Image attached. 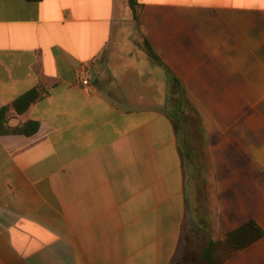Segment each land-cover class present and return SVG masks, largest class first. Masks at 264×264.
<instances>
[{"label":"crops","instance_id":"0c3cea01","mask_svg":"<svg viewBox=\"0 0 264 264\" xmlns=\"http://www.w3.org/2000/svg\"><path fill=\"white\" fill-rule=\"evenodd\" d=\"M139 3L136 30L128 0H0V109L47 91L8 114L36 134L0 135V264H207L209 241L264 230V131L223 113V97L264 96V0ZM181 95L222 115L211 194L161 108ZM224 264H264V236Z\"/></svg>","mask_w":264,"mask_h":264},{"label":"rangeland","instance_id":"374dc122","mask_svg":"<svg viewBox=\"0 0 264 264\" xmlns=\"http://www.w3.org/2000/svg\"><path fill=\"white\" fill-rule=\"evenodd\" d=\"M147 79L146 77L145 81ZM183 98L182 102H179L177 98L169 96L161 108L169 111L176 122L177 135L186 154L187 165L202 169L204 175L208 176L210 163L206 155L207 138L213 129V119H222V115L221 112L206 111L203 105L192 97ZM223 100L226 101L223 104L226 108H232V110L223 112L226 114L224 118L232 115L231 118L235 120L254 121L257 126L255 130L261 131L262 134L264 131V96L223 97ZM177 103H180L182 108L180 111H175ZM190 180L193 185H199L198 181L192 178Z\"/></svg>","mask_w":264,"mask_h":264},{"label":"trees","instance_id":"16d2710c","mask_svg":"<svg viewBox=\"0 0 264 264\" xmlns=\"http://www.w3.org/2000/svg\"><path fill=\"white\" fill-rule=\"evenodd\" d=\"M128 6L131 10L132 18L135 21V29L139 30L141 4L139 3V0H128ZM146 51L149 57L155 63H158L159 65L162 64L159 57L155 54L153 49L148 44L146 46ZM46 93L47 91L43 87L39 86L18 97L12 103V105L2 107L0 109V135L21 134L32 136L36 134L39 129V124L37 122L28 121L21 126L11 127L9 126L8 114L11 109L14 110L18 115L24 114L33 104L42 100L45 97ZM170 97H175L179 102H182V100L184 99L183 97L186 96L181 95ZM180 109H182L180 103H177L175 111H180ZM169 114L171 113L169 112ZM184 156L186 157L185 153ZM207 177L208 176L203 174L205 183L204 188L207 194H211L213 186ZM263 236V228L255 221H248L237 229L229 232L223 238L209 241L202 252L201 261L207 264H224L227 260L234 257L238 252L250 247ZM190 246L191 245H188L187 243V239L183 238L180 243L181 253L189 257L191 254V250H189Z\"/></svg>","mask_w":264,"mask_h":264},{"label":"built area","instance_id":"2783aa9c","mask_svg":"<svg viewBox=\"0 0 264 264\" xmlns=\"http://www.w3.org/2000/svg\"><path fill=\"white\" fill-rule=\"evenodd\" d=\"M91 64L82 62L76 71L77 85L84 89H91L92 87V71Z\"/></svg>","mask_w":264,"mask_h":264}]
</instances>
